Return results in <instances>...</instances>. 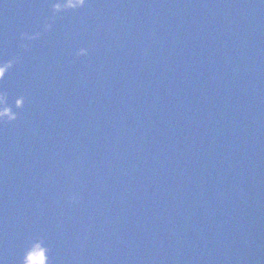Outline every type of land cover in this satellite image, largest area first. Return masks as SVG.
Segmentation results:
<instances>
[{"label":"water","instance_id":"obj_1","mask_svg":"<svg viewBox=\"0 0 264 264\" xmlns=\"http://www.w3.org/2000/svg\"><path fill=\"white\" fill-rule=\"evenodd\" d=\"M28 253L264 264V0H0V264Z\"/></svg>","mask_w":264,"mask_h":264},{"label":"clouds","instance_id":"obj_2","mask_svg":"<svg viewBox=\"0 0 264 264\" xmlns=\"http://www.w3.org/2000/svg\"><path fill=\"white\" fill-rule=\"evenodd\" d=\"M76 2L83 7V5L85 4L86 0H76ZM55 11H60L59 8L55 9ZM24 264H33V258L31 256L30 253H28L24 259Z\"/></svg>","mask_w":264,"mask_h":264}]
</instances>
